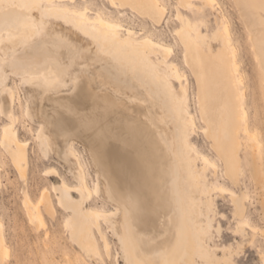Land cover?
<instances>
[{"label": "rangeland", "instance_id": "rangeland-1", "mask_svg": "<svg viewBox=\"0 0 264 264\" xmlns=\"http://www.w3.org/2000/svg\"><path fill=\"white\" fill-rule=\"evenodd\" d=\"M85 1L92 11L101 10L106 16L110 15L111 18L121 21L124 28L134 32L133 37L149 36L154 41L174 48V55L171 54L164 58L161 53L156 52L150 55V59L158 65L162 74L168 77L172 87L167 86L168 88H166L172 96L176 97L179 94V83L165 66L167 61L174 62L185 74L186 80L183 82L187 83V94L184 97V102L188 111L194 115L196 126L192 129L191 126L186 125L184 117L180 124V130L186 135L188 142L195 150L200 154H205L219 166L221 164L219 157L202 134L204 123L199 114L195 77L183 63L182 46L177 42L174 32L180 23L175 17L176 10L175 3H173L175 1L163 0L168 6L159 22L128 7L112 8L111 3L109 4L106 0ZM215 1L216 4L212 7L206 6L201 14L190 9H182V11L193 23L199 25L200 32L206 36V40L200 41V44L204 46L207 42L212 47L211 52H215L220 47L224 48L223 40L220 37L214 39V34L223 32V24H227L232 46L236 49L235 59L238 62V72L231 69H229L230 72L228 69H222L223 71L220 69L219 77L220 79L222 77L224 82L225 77L221 73H230L234 77V88L236 86V89L233 91L237 94L234 92L233 94L237 95L238 100L244 101L248 127L256 135V139L252 142L245 135H240L242 143V148L239 151L240 167L238 172L230 177V183L222 180L220 169L216 170L215 176H212L214 172L211 168L202 172L203 163L200 158H197L195 153L190 150L186 152L188 160L191 161L190 170L196 178L194 181H185V187L188 204L191 208L192 222L201 245L202 256L197 259V264H226L228 260L240 261L239 264H258L260 250L264 246V231L261 232L264 230V60L262 53L256 50L254 44L259 33L264 36V10L256 11V14L262 19V23L258 27L255 25L252 27L248 25L244 13L235 5L234 0ZM51 4H59V2L53 1ZM67 4L69 7L75 5ZM41 5L47 7L49 4L47 1H42ZM9 9L8 5L3 4L0 14H7ZM34 11L32 15L38 16L39 19L34 17V28L36 29L30 39L26 41L13 39L16 42L6 41L9 44L3 43L5 54L0 51V105L5 93L14 91L15 98L9 113L0 111V132L2 126L9 123L17 131L19 139L27 144L25 147L26 170L24 176H21L12 161L11 150L3 148L0 143V224L6 250L4 254L0 251V264H127L118 238L114 230H111L110 224L103 219L95 222L86 216L91 207L108 211L114 208L113 203H117L114 202L111 195L110 200L107 198L102 180H100L99 192L91 197H88L86 193H80L75 188L79 182L77 174L74 171L71 172L73 167L70 161L61 157V144L53 137L55 135L60 137L59 134L68 127L78 128L77 118L61 116L55 122L48 120L40 113L41 105H43L42 99L49 94L64 96L76 93L78 87L76 85L79 84L82 100L86 99V102L81 101L82 108L91 103L90 96L93 92H97V95L94 96L107 100L117 109L120 116H117L118 122L112 124L110 137L106 139L101 135L94 137L97 152L102 150L101 147L106 152L104 158L107 162L104 165L100 163V159L95 154V159L93 158L91 150L76 136H64L62 137L63 142L64 144L74 143L73 147H76L74 149H77L78 157L83 160L81 161L84 162L85 168L90 174L89 185L95 180L94 172L99 168L105 172L108 170L113 172L112 176L109 174L108 179H110L106 178V181L108 184L110 183L109 186L111 185L110 187L115 193L127 194L131 192L130 187H132L134 195H132V203L139 210H148L142 217V220L148 221L153 214V207L160 200L156 186L164 183L170 184L169 177L173 174V163L168 156V146L171 144L170 130L165 119V107H169L172 96L155 90L156 88L151 85L149 80L145 81L127 65L122 64L113 53L101 52L96 46L92 47L88 38L79 34L63 21L49 16L40 18L39 13ZM36 19L41 21V24ZM2 31L3 25L0 24V34L5 38L6 33ZM121 34L122 36L126 35L124 31ZM251 34H253L252 38ZM60 56L61 58H59ZM46 61L55 63L53 71L58 76L56 78L53 73L55 79L52 82L56 81V83L50 82L46 86L43 82L27 81V75L23 73L24 70H27L28 66L32 64H35L37 68H45ZM144 62L148 64L147 60ZM107 67L108 69H106ZM115 76L117 78H114ZM119 81L124 83L120 84ZM131 83L132 85H129ZM144 83L149 84L146 86ZM222 86V88H226L227 84L222 83ZM52 89L54 90L52 91ZM175 102L177 103V101ZM176 103L175 105H178ZM53 107L60 113L62 104L60 107ZM27 108L28 113H25ZM120 117L127 123V126L123 122L122 127L118 130L117 125L122 121ZM45 120L51 123L52 133L49 135L53 139V145L39 140L37 134L41 121L46 125ZM140 123L148 132V141H151L148 144L138 137ZM46 127L48 133L51 132L49 126L46 125ZM131 133L136 134L133 136ZM249 145L253 147L256 155V159H254L259 165L258 169L254 168L251 162ZM101 156L103 157V154ZM101 156L99 154V157ZM49 169L56 170L58 173L55 171L56 173H49V175L47 174ZM204 174L208 178V188L224 184L226 188L236 194L234 207L230 203L229 192L221 195L216 191L209 194L212 205L210 208L206 207V197L199 195L197 181V176L204 177ZM150 179L151 181H149ZM62 180L68 185H72L67 195L74 203L75 208L73 209L75 210L61 206L56 200L57 196L64 197V200L67 198L59 189ZM140 184L149 186L151 190L148 194V204L142 199L141 194L134 190ZM54 186L56 187L55 191L53 190ZM45 189L50 197V202L46 208L42 203H39L42 223H37L36 220H31L23 205L24 195L29 197L32 203L38 204L40 194ZM245 194L247 198L243 202ZM172 204L174 206L176 204L174 199ZM67 217L69 220L84 218L90 227V235L86 238L74 235L71 227L65 225ZM224 217H227V220L223 219ZM240 218L248 219L257 229L253 231L247 227L239 226ZM229 228L231 231H228ZM147 230L144 229L145 233ZM102 231L106 233L110 241L109 256L106 255L101 244L100 233ZM145 239L151 241L146 246L147 250L155 248V255L158 258L154 260L160 262L162 257L157 253L160 244H156L158 242L156 234L150 232L145 235ZM241 244L244 245L241 249L244 253L243 257L235 255L236 246ZM164 247L166 248V245Z\"/></svg>", "mask_w": 264, "mask_h": 264}, {"label": "bare ground", "instance_id": "bare-ground-1", "mask_svg": "<svg viewBox=\"0 0 264 264\" xmlns=\"http://www.w3.org/2000/svg\"><path fill=\"white\" fill-rule=\"evenodd\" d=\"M42 1H47L49 5L47 7H43L41 5ZM53 1H57L59 2V4H51ZM106 1H108L109 4L111 3L112 6L114 4L116 5V7L112 8L128 7L156 22H159V20L164 16L168 6L163 0ZM174 1L175 2L173 3H175L176 10L175 17L180 22L179 27L174 30V32L177 37V42H179L182 46L183 63L191 70L192 74L195 77L197 96L199 99V114L201 120L204 123V126L202 127V134L209 141L210 147L216 152L217 156L219 157L221 163L219 166H217L215 162H212L205 154H200L197 150H195V148L188 142L186 135H184L180 130V124L181 122H183L182 119L184 117L186 118V125L191 126L192 129H194L196 126L194 115H192L188 111L184 102V97L187 94V83L183 82L184 80H186L185 74L174 62L167 61L165 66L179 83V94H177L176 97L172 96L167 90V86H171V83L168 81V77L162 74L158 65H156V63L154 64L150 59V55L155 54L156 52L161 53L164 58L168 57L171 54L174 55L173 47L154 41L149 36H137L138 38L136 36L133 37L134 32H132V30L124 28L125 26L121 21L111 18L110 15L106 16L101 10L92 11V9H90L89 5L87 4V1L85 0H0V8L3 4L10 7L7 14H0V24L3 25L2 32L6 33L5 38H3L0 34V51L4 54V42L6 43V41H12L13 39H21L24 41L30 39L32 34L35 32L34 29H36L34 28L35 16L32 15V12L36 10L37 13H39L40 18H45L48 16L54 17L71 26L79 34L88 38L92 47L96 46L100 49L101 52L113 53L114 56H116L122 64L127 65L131 70H133V72H136L137 74H139V76H141V78H144L145 81L146 79L149 80L151 85L156 88L155 90L165 92L166 94L172 96V98H170L169 107H165V119L167 120L170 130L171 144L168 146V156L173 163V174H171V177H169L170 184L164 183L162 185L158 184L156 186V192L159 193L158 197H160V200L156 202L157 204L153 207V214L148 221L142 220V217H144L143 214L145 215L148 210H139L137 206L132 203V187H130L131 189L129 188L131 192L127 194L115 193L110 187L111 185L109 186L110 183L108 184L106 181V178L108 179L109 174L110 176H112L113 172L109 170L105 172L104 170H100L99 168H97L98 166L96 168L98 169L99 173L98 171L94 172L95 180L92 179V184L89 185L88 178L90 177V174L88 173V170H86L85 164L84 162H82L83 160L81 159V161L78 157L76 153L77 149L75 150L74 148L76 147H73L74 143H67L69 145L68 146L63 142L62 137L64 136H76L91 150L93 158L95 154L96 157L100 159V163L104 165L107 162V160L104 158V154L106 152L104 151L103 147H101L102 150L100 149V152H97L94 137L97 135H101V137L105 139L110 137L109 135L111 134L112 124L114 122L117 123V116H120L117 109L109 104L107 100L98 99L96 96H94L97 95V92H93V94L90 96L91 103L86 104V107L82 108L81 101H83L84 99L82 100V94L80 95L79 93V84L76 85L78 86L76 88V93H71L64 96H53L52 94H49L42 99L43 105H41L42 109H40V113L48 120H52L53 122H55V120L57 121V118L61 116L77 118L78 128L75 129L72 127H68V129L63 131V133L59 134L60 137L58 135L56 136L54 133L53 134L55 136L53 137L57 142L59 141V143L61 144V157H63L67 161H70L73 167L71 172L74 171V173L77 174L79 182L77 183L75 188L80 193H86L88 197H91L93 196V194L99 192L101 186L100 180H102L104 183V191L107 198L110 200V197L112 196L114 202L117 203H113L114 208L112 207L113 209L108 211L97 210V208L95 209L94 207H91L87 211L86 216H89L95 222L103 219V221L105 220V222H108L110 224L111 230H114V233L118 238L122 253L127 264H197V259L202 256L201 245L199 242V238L196 235V228L194 227V224L192 222L190 210L191 208L188 204L187 191L185 187V181H194L196 178L190 170L191 161L190 159L188 160L186 152L187 150H190L195 153V156L197 158H200L203 163L202 172L208 171V169L211 168L214 172L212 173V176H215L216 170L220 169V177H222V180L228 181L230 183V177L235 175L240 167L239 151L242 148L240 135H245L252 142L256 139V135L252 133L248 127L247 112L245 110L244 101L238 100V97L236 95L237 93L233 91L236 89V86L234 88V77L230 73L226 72L221 73L225 77V82L223 81L222 77L221 79L219 77L220 69H231L238 72V62L235 59L236 49L232 46L228 27L226 26L227 24H223V32H216L214 34V39L220 37L223 40L224 48L220 47L215 52H211L212 47L207 44V42L204 46H201L200 44V41L206 40V36L202 35V33L200 32L199 25L197 23H193L191 19L182 11V9H190L197 14H201L204 12L206 6L212 7L214 4H216V1ZM79 2L80 4L78 5ZM234 2L235 5L244 13L245 19L249 26L253 27L255 25L258 27V25L262 23V19L259 18V16L256 14V11L264 10V0H234ZM67 3H73L75 5L69 7ZM217 6L219 7V5ZM35 18L39 19L38 16ZM37 19L36 21L40 23L41 21H38ZM43 22L45 23L46 21ZM260 30L261 29L259 27V31ZM122 31L125 32V36H122ZM252 36L253 34H251V38ZM256 38L257 39L254 46L256 47V50L262 53L264 60V36L263 34L259 33ZM13 41L16 42V40ZM6 44L8 45L9 43ZM35 54L33 56L34 58ZM60 54L61 52L59 50V55ZM59 58H61V56ZM99 58L101 59V57ZM146 60L148 61V64L144 62ZM35 61L37 60L35 59ZM45 63V68H37L35 64L28 66V69L24 70L23 72L25 75H27L26 80L29 82H43L45 85L52 82L55 79L54 76L56 75L53 71L55 63L52 61H46ZM106 69H108V67ZM57 76L58 75H56L55 77L57 78ZM114 78L117 77L115 76ZM116 80L117 79H115V81ZM100 82H98V84ZM122 82L123 81H121L120 84ZM54 83H56V81L52 82V84ZM222 83L227 84L226 88H222ZM144 84L146 85V83ZM129 85H132V83ZM82 88L83 87L81 85V89ZM53 90L54 89H52V91ZM114 92L117 93V91L115 90ZM233 92L236 94H233ZM13 93L14 91L5 93L3 102L0 105V111L2 113L10 112V108L15 101ZM83 97H85V95H83ZM85 100L84 102H86ZM175 101H177L178 105H175ZM60 104H62V107L59 113V111L57 112L56 108H54L53 106L60 107ZM158 109L160 110V108ZM27 110L28 108L26 109L25 113H28ZM123 122L125 121L122 119L121 123L117 125L118 130L122 127L121 124H123ZM46 125L49 126V131L51 132L48 133ZM46 125L43 123V121H41L38 127L37 134L39 140L41 139L43 142L49 145H53V139H51L49 135L52 133L50 126L51 123L46 121ZM147 133L148 132L146 131L144 125L140 123V130L137 134L140 140H142L146 144L151 142L148 141ZM135 134L136 133H131V135L133 136ZM0 143L3 148L6 147L11 150L10 155L12 157V161L18 173L21 176H24L27 163L25 150L27 144L19 139L17 131L9 123L3 125L1 128ZM150 145L153 146L152 144ZM249 149L251 162L254 168L258 169L259 165L255 160L256 155L254 154L253 147L249 145ZM99 154L100 156L103 154V157H99ZM50 169L47 174L57 172L56 170ZM75 174L73 175L75 176ZM207 179L208 178L205 174L204 177H202L201 175H199V177L197 176L199 195L206 197V207H211L212 199L210 198L209 194L214 191L219 192L221 195L225 194V192H229L231 200L230 203H232V206L234 207V203L236 202L237 198L236 194L226 188L224 184L214 185L208 188ZM149 181H151V179ZM143 185H137L138 187H134L135 189H133L135 190V192L137 191V193H140L142 199L146 201V204H148V194L150 188L149 186ZM71 188L72 185L70 186L68 185V183L62 180L59 189L65 194V197L67 198L64 200V197L61 198L60 196H57L56 200L61 206H65L72 210L73 208H75V205L67 195ZM55 189L56 187L54 186L53 190L55 191ZM120 192H122V190ZM158 197L157 199H159ZM246 198L247 195L245 194L243 202L246 200ZM173 199L176 202V207L174 206V204H172ZM49 202L50 197L48 196L45 189L40 194L39 202H37L38 204L32 203L30 198L24 195L23 205L25 206V209L27 210V213L30 216L31 220H36L37 223H42L39 203H42L46 208ZM65 225H69L73 230L74 235L76 236H82L86 238V236L90 235V227L84 221V218L69 220V217H67L65 220ZM239 226L247 227L253 231L257 229L252 226V224L246 218H240ZM143 228L148 229L146 233ZM263 231L264 230H262L261 232ZM150 232L156 234V237L158 238V242L156 243L155 240V243L157 245L160 244V248L157 250L158 255L162 257L160 262L156 261L158 256L156 257L155 255V248L154 250L153 247L151 248V250H147L146 246H148L147 244L151 241L146 240L145 235ZM100 235L103 250L106 255L109 256L110 241L105 232L102 231ZM3 238L4 237H2L1 234L0 224V251L4 254L6 253V250L4 248L5 239ZM164 245H166V248L164 247ZM155 258L156 260H154Z\"/></svg>", "mask_w": 264, "mask_h": 264}, {"label": "snow or ice", "instance_id": "snow-or-ice-1", "mask_svg": "<svg viewBox=\"0 0 264 264\" xmlns=\"http://www.w3.org/2000/svg\"><path fill=\"white\" fill-rule=\"evenodd\" d=\"M113 7H116V5L114 4ZM223 219L227 220V217H224ZM228 231H231V228L228 229ZM244 247V245H237L235 248V255L243 257L244 253L241 250ZM240 261H233V260H228L226 261V264H239ZM258 264H264V246H262L261 250H260V261L258 262Z\"/></svg>", "mask_w": 264, "mask_h": 264}]
</instances>
